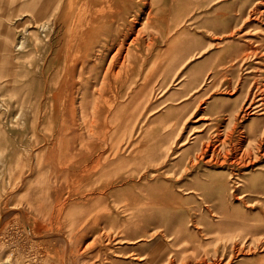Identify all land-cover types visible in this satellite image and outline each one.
<instances>
[{
  "label": "rangeland",
  "instance_id": "1",
  "mask_svg": "<svg viewBox=\"0 0 264 264\" xmlns=\"http://www.w3.org/2000/svg\"><path fill=\"white\" fill-rule=\"evenodd\" d=\"M30 1L0 9L27 20ZM106 1L113 14L76 41V94L48 91L76 33L64 39L56 13L35 14L2 61L0 264H264V0ZM80 2L88 22L93 0ZM127 13L129 38L84 64L87 41ZM122 42L136 69L116 61L117 80ZM49 94L87 100L86 114L53 121Z\"/></svg>",
  "mask_w": 264,
  "mask_h": 264
},
{
  "label": "bare ground",
  "instance_id": "2",
  "mask_svg": "<svg viewBox=\"0 0 264 264\" xmlns=\"http://www.w3.org/2000/svg\"><path fill=\"white\" fill-rule=\"evenodd\" d=\"M79 1V3L77 4V2ZM77 2H73L71 3L70 0H64V4L63 6L60 8V11L58 13V23L61 25V27L64 30V39L67 38V34L68 32L70 33L71 31H73V28H75V36L74 38L68 42V44H66V41L64 42L63 40V45L61 46V48L59 49V51L61 50V54L62 56V61L59 63V67L57 68V74L53 75V78L62 76V81H61V85L60 82L57 86L54 87V84H50L48 83L49 80H47V84L50 87V89L48 90L49 93H68V94H76V91L78 92L79 90H77L74 85L77 83L76 82V69L78 72H80V67L82 66L81 64V58H80V47L79 44L76 41L79 42V40H81L82 37V28H83V24H89L91 25V28H95L96 24L95 21L98 19V14L101 15L103 12L109 11L106 10V8H102L104 6L100 5L101 3H103V1L106 0H93V3L90 4L91 7H89V11L90 13H87L89 16V21L87 22V20H83V5L81 4L80 0H78ZM108 1V0H107ZM106 1V2H107ZM210 0H199L198 2L201 4L202 8H205V6L207 4H209ZM62 2V1H61ZM76 3V4H75ZM57 8V7H56ZM127 11H131L129 6L126 8ZM257 9V8H256ZM59 10V9H58ZM56 11V10H55ZM110 13L113 14V12L109 11ZM87 16V15H86ZM87 16V17H88ZM134 18V17H133ZM255 18H258L257 16ZM260 18V17H259ZM108 19V18H107ZM53 20V19H52ZM128 13L127 15L124 17V15L122 16L121 20L118 22L116 21V19H111L110 21L113 23L111 24L110 27H108L107 29V33L103 36H98L97 39L95 41L89 40L87 41V43L82 47V51H84V64H88V62H90L91 60H97L99 58H101L100 60H104L106 59L109 55H110V51H112L113 49H111V47L114 46L115 41H118L120 38L122 39H127L129 38V32L130 31V22L128 21ZM46 21V20H45ZM136 21V20H135ZM257 21V20H256ZM35 24V23H34ZM37 25V23H36ZM73 25V26H71ZM113 25H115L113 28H111ZM72 27V28H71ZM86 27V25L84 26V28ZM231 27V26H230ZM251 29V28H250ZM43 31H47L49 30V26L46 28H42ZM40 31V30H39ZM136 31V30H134ZM24 32V31H23ZM35 32V31H34ZM233 32V31H231ZM29 33V32H28ZM37 33V32H35ZM132 33V32H131ZM41 34V33H40ZM43 34V33H42ZM136 34V33H135ZM138 35V34H137ZM141 35V34H140ZM41 36V35H40ZM131 37V36H130ZM96 38V37H95ZM135 38V37H134ZM138 39V37H136ZM140 38V37H139ZM32 39V38H31ZM84 39V38H83ZM134 40V39H133ZM139 40V39H138ZM82 42V41H81ZM133 42V41H132ZM137 42V41H136ZM128 43V42H127ZM134 43V42H133ZM30 45L29 40H22L19 44V46H16V48L18 50H24L25 48H27V46ZM78 45V46H76ZM127 46V45H126ZM125 46V48H126ZM137 46V45H136ZM117 47V46H116ZM84 48V49H83ZM118 48V47H117ZM36 49L34 50V47L32 49V52H29V56L32 55V53L35 54ZM91 59V60H90ZM137 60V59H136ZM117 61V67L120 70V75H130L131 71L136 69L135 68V59L133 56V53H131L130 51L127 52V49H124V42H122V44L120 45L118 51H116V53L114 54V56H112L111 61H110V66L108 69L109 74L112 73L113 78L117 80L119 78V74H115L114 73V68H115V62ZM100 69H101V65L98 63ZM142 67L140 68L141 71ZM96 70L98 71V67L96 66ZM117 70V69H116ZM106 72V71H105ZM23 73V72H21ZM21 73H16V77L18 76V74ZM84 70L82 71V76H83ZM94 73V72H93ZM141 73V72H140ZM34 74V73H33ZM106 74V73H105ZM85 75V74H84ZM93 75V74H92ZM126 75V76H127ZM94 76V75H93ZM105 76V75H103ZM34 77V76H33ZM141 77V76H140ZM111 78V77H110ZM131 78V77H130ZM122 79V78H121ZM82 81V80H80ZM79 81V82H80ZM85 84L88 85V83L91 81V79H84ZM104 81V80H103ZM106 81V80H105ZM135 81V80H134ZM120 82V81H119ZM138 82V81H137ZM136 82V83H137ZM131 83V82H130ZM46 84V85H47ZM113 84V83H112ZM116 84V83H115ZM126 84V83H125ZM56 85V84H55ZM79 85V84H78ZM135 85V84H134ZM105 88L108 87V83H106V85L104 84ZM113 86V85H112ZM132 86V85H130ZM47 87V86H46ZM58 87V88H57ZM115 87V86H114ZM81 88V87H80ZM79 88V89H80ZM98 88V87H97ZM118 87H116L117 90ZM120 88V87H119ZM85 89V88H84ZM107 89V88H106ZM112 89V88H111ZM115 89V88H114ZM92 90V89H91ZM103 89H101L102 91ZM113 90V89H112ZM99 92V91H98ZM112 92V91H111ZM121 92V91H120ZM133 92V91H132ZM82 93V92H81ZM101 94V93H100ZM49 96H51V103L53 101V104H50V108H48L49 111V115L52 118V120H57L56 122H61V124L63 122L66 121L67 119V115H66V109L69 108V110L71 109L74 113L73 115H69L70 116H77L78 112H79V108L80 110H83L84 114L86 108L88 107L87 104V100H83L81 103H79L80 105H78V100L76 98H74L73 96L69 95V98L67 100V103L65 101H61L58 99V101L55 99L54 94H49ZM75 96V95H74ZM100 98V97H99ZM80 99V98H79ZM98 106V104H97ZM96 112V111H95ZM94 120V119H92ZM95 123V121H94ZM98 124V123H97ZM62 128V127H61ZM69 133V132H68ZM58 137H65L64 136V128L60 130V133L58 132ZM81 136V135H78ZM4 215V213L2 214ZM3 222V221H1ZM4 229V228H3ZM6 234V233H5ZM4 236V235H3ZM83 240V239H82ZM100 240V239H99ZM3 242V241H2ZM99 242V241H98ZM1 243V242H0ZM5 243V242H4ZM3 243V244H4ZM6 244V243H5ZM3 246V245H2ZM18 246V245H17ZM90 246V245H89ZM20 248V246H18ZM16 247V248H18ZM4 248V246H3ZM6 248V247H5ZM18 248V249H19ZM6 250L8 251L9 249L6 248ZM12 250V249H11ZM14 250V249H13ZM17 250V249H16ZM23 250V249H22ZM21 250V251H22ZM82 250V249H81ZM19 251V253L21 252L20 249L17 250ZM39 251V250H38ZM76 253L77 249L74 250ZM9 252V251H8ZM14 252V251H13ZM26 252V250L24 251ZM17 254V253H16ZM32 254V253H31ZM36 254V253H35ZM38 254V253H37ZM36 254V255H37ZM35 255V257H36ZM17 257V255H15ZM19 256V255H18ZM24 256V254H23ZM33 256V255H31ZM38 256V255H37ZM157 255L152 253L148 255V259L149 262L152 264H156V257ZM20 257L21 254H20ZM26 258H28L26 256ZM21 259V258H20ZM23 260V259H22ZM100 260V259H99ZM34 261V260H31ZM30 263L28 264H31ZM22 262V261H21ZM24 262V261H23ZM41 262V261H40ZM26 263V262H25ZM34 264V262H32ZM17 264V263H16ZM23 264V263H22ZM96 264H100V263H96ZM108 264V263H107Z\"/></svg>",
  "mask_w": 264,
  "mask_h": 264
},
{
  "label": "crops",
  "instance_id": "3",
  "mask_svg": "<svg viewBox=\"0 0 264 264\" xmlns=\"http://www.w3.org/2000/svg\"><path fill=\"white\" fill-rule=\"evenodd\" d=\"M27 6L28 8L25 11L31 13V17L27 20L22 19V11L15 9L13 11L3 12L0 9V18H2L0 19V71L4 69L1 68V66L4 65L2 61L6 63L10 61L8 55L10 46L15 44L14 42L20 37V30L23 31L24 29H27L29 24L33 23L35 19L34 15L41 14L43 17L47 16L46 18L48 19L52 12L56 13L58 18V13L63 4L61 3V0H31ZM11 12H16L18 14L12 15L10 14ZM57 18L56 22L58 21ZM20 20H24V22Z\"/></svg>",
  "mask_w": 264,
  "mask_h": 264
}]
</instances>
